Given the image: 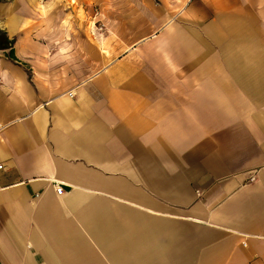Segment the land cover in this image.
<instances>
[{
  "label": "crops",
  "instance_id": "0c3cea01",
  "mask_svg": "<svg viewBox=\"0 0 264 264\" xmlns=\"http://www.w3.org/2000/svg\"><path fill=\"white\" fill-rule=\"evenodd\" d=\"M59 1L0 4V264H264V0Z\"/></svg>",
  "mask_w": 264,
  "mask_h": 264
},
{
  "label": "rangeland",
  "instance_id": "374dc122",
  "mask_svg": "<svg viewBox=\"0 0 264 264\" xmlns=\"http://www.w3.org/2000/svg\"><path fill=\"white\" fill-rule=\"evenodd\" d=\"M22 3L25 9L30 12L33 7L29 0H0V4ZM48 1V0H46ZM140 0H60L57 5L69 13V19L72 24H85V33L88 39H94L100 33H103L99 25L104 24H122L129 19L136 18L134 8ZM154 4L160 3V0H151ZM1 24V20H0ZM82 28V27H80ZM77 34L76 31H71Z\"/></svg>",
  "mask_w": 264,
  "mask_h": 264
},
{
  "label": "built area",
  "instance_id": "2783aa9c",
  "mask_svg": "<svg viewBox=\"0 0 264 264\" xmlns=\"http://www.w3.org/2000/svg\"><path fill=\"white\" fill-rule=\"evenodd\" d=\"M3 169V165H0V170ZM55 187L57 189L58 194H63L64 188L61 184L55 183Z\"/></svg>",
  "mask_w": 264,
  "mask_h": 264
},
{
  "label": "trees",
  "instance_id": "16d2710c",
  "mask_svg": "<svg viewBox=\"0 0 264 264\" xmlns=\"http://www.w3.org/2000/svg\"><path fill=\"white\" fill-rule=\"evenodd\" d=\"M0 35H1V33H0ZM5 41H6V43H3L2 37L0 36V47H9V45H11V43H13L12 41H9L8 38Z\"/></svg>",
  "mask_w": 264,
  "mask_h": 264
}]
</instances>
